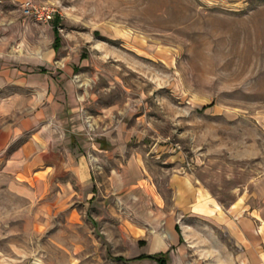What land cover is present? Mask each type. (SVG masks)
Returning a JSON list of instances; mask_svg holds the SVG:
<instances>
[{"label":"rangeland","instance_id":"374dc122","mask_svg":"<svg viewBox=\"0 0 264 264\" xmlns=\"http://www.w3.org/2000/svg\"><path fill=\"white\" fill-rule=\"evenodd\" d=\"M32 2L53 18L29 17L23 0H0L11 80L15 67L48 70L43 91L22 87L35 103L19 117L71 93L86 135H113L121 160L136 157L167 201L168 181L179 175L212 196L217 217L202 218L188 264H264V0ZM19 91L10 82L0 97ZM7 182L0 174V264L112 259L81 202L48 195L40 214V200Z\"/></svg>","mask_w":264,"mask_h":264},{"label":"crops","instance_id":"0c3cea01","mask_svg":"<svg viewBox=\"0 0 264 264\" xmlns=\"http://www.w3.org/2000/svg\"><path fill=\"white\" fill-rule=\"evenodd\" d=\"M8 59L0 43V87L12 82L21 91L0 97V174L8 176V189L40 200L36 209L40 214L42 198L48 195L58 203L81 202L112 258L91 256L87 264H160L157 255L163 256L164 264H188L187 248L198 246L192 238L202 233V218L215 216L209 211L215 208L212 196L179 175L168 181L173 194L167 201L136 157L121 160L123 147L113 135L95 139L86 135L84 118L72 104L76 97L71 93L53 95L45 105L37 103L32 112L19 117L17 111L23 113L25 105L35 103L22 87L43 91L38 81L48 70L38 65L26 73L15 67L17 78L11 80ZM93 165L109 167L108 172ZM50 207L51 213L53 202Z\"/></svg>","mask_w":264,"mask_h":264},{"label":"built area","instance_id":"2783aa9c","mask_svg":"<svg viewBox=\"0 0 264 264\" xmlns=\"http://www.w3.org/2000/svg\"><path fill=\"white\" fill-rule=\"evenodd\" d=\"M22 7L25 14L37 20L48 22L53 18V9L45 5L35 4L32 0H23Z\"/></svg>","mask_w":264,"mask_h":264},{"label":"trees","instance_id":"16d2710c","mask_svg":"<svg viewBox=\"0 0 264 264\" xmlns=\"http://www.w3.org/2000/svg\"><path fill=\"white\" fill-rule=\"evenodd\" d=\"M54 30H55V33H56V39H55V44H58V31L56 29V27L54 26ZM56 46V45H55ZM57 48V47H56ZM159 262L160 264H164V259H163V256L162 255H157V256H154Z\"/></svg>","mask_w":264,"mask_h":264}]
</instances>
